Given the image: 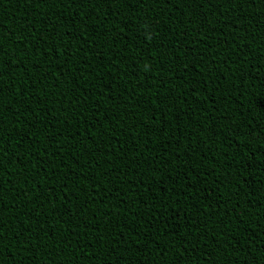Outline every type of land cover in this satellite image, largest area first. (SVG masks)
I'll return each mask as SVG.
<instances>
[{"label":"trees","instance_id":"1","mask_svg":"<svg viewBox=\"0 0 264 264\" xmlns=\"http://www.w3.org/2000/svg\"><path fill=\"white\" fill-rule=\"evenodd\" d=\"M36 3L0 4V264H264V4Z\"/></svg>","mask_w":264,"mask_h":264},{"label":"snow or ice","instance_id":"2","mask_svg":"<svg viewBox=\"0 0 264 264\" xmlns=\"http://www.w3.org/2000/svg\"><path fill=\"white\" fill-rule=\"evenodd\" d=\"M3 2H4V0H0V4H2ZM28 2L31 3L32 0H28ZM219 2H221V3H228L230 7H239V5H240L241 2L248 4V3H249V0H219ZM260 3H261V4H264V0H260ZM41 6H42V5H41V3H40V0H37L36 7H41ZM166 6H167V5L165 4V7H166ZM140 7H143V3H141ZM249 7H252V8L258 7V6L255 4V0H252V3L249 4ZM259 10H260L261 12H264V7H261ZM223 11L227 12V11H228V8H223ZM205 19H206V18H205ZM213 27H215V26L213 25ZM162 43H163V42H161V44H162ZM201 59H202V58H201ZM185 67H187V65H185ZM3 71H6V69H5V67H4V61H3V58L0 57V72H3ZM49 71H51V69H49ZM0 95H2V92H0ZM261 101H264V100H261ZM261 101H260V102H261ZM153 103H155V101H153ZM164 103H165V100H162V101H161V104H164ZM259 106H260L261 108H264V107L261 106L260 103H259ZM121 147H123V145H121ZM140 183H143V182L141 181ZM146 191H147V189H146ZM208 195L211 196L212 193H209ZM2 200H3V196L0 195V201H2ZM189 223H192V221H189ZM204 223H205V226H207V222H204ZM41 227H43V225H41ZM99 230H100V229H98V231H99ZM16 235H20V233H17ZM161 236H163V233H161ZM3 237H4V231H3L2 228H0V238H3ZM101 238H102V237H101ZM141 242H143V241H141ZM32 243L35 244V243H36V240L33 239ZM89 244H91V241H89ZM23 247H24L25 249H27V248H28V243H27V242H24ZM130 247H131V246L129 245V248H130ZM184 247L187 248L188 245L185 244ZM192 247H195V244H193ZM261 255H264V253H262ZM114 264H115V262H114Z\"/></svg>","mask_w":264,"mask_h":264}]
</instances>
